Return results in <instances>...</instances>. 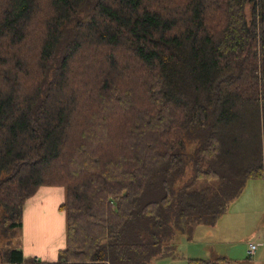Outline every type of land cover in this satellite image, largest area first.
Here are the masks:
<instances>
[{
	"label": "trees",
	"instance_id": "16d2710c",
	"mask_svg": "<svg viewBox=\"0 0 264 264\" xmlns=\"http://www.w3.org/2000/svg\"><path fill=\"white\" fill-rule=\"evenodd\" d=\"M250 178L264 0H0V232L66 189L57 259L0 246V264H152Z\"/></svg>",
	"mask_w": 264,
	"mask_h": 264
},
{
	"label": "rangeland",
	"instance_id": "374dc122",
	"mask_svg": "<svg viewBox=\"0 0 264 264\" xmlns=\"http://www.w3.org/2000/svg\"><path fill=\"white\" fill-rule=\"evenodd\" d=\"M51 186L54 185H44L45 191L38 189L27 199V207L30 203L36 206L27 213L26 222L23 217V225L17 228L15 235L8 238L0 232V246L24 250L28 244L35 245L37 236H40L41 241L46 233L53 237L47 235L48 240L44 242L43 248L51 247L56 252L65 243V212L59 209V199L65 198L66 189L63 187L62 196L60 190H50L54 188ZM51 196L57 197L55 205L54 201L49 203L45 200ZM250 241L259 245L254 255L247 252ZM38 245L42 244L37 243L35 246ZM166 248L168 254L154 259L152 264H188V257L214 259L220 256L231 258L223 260L221 264H264V179H248L227 211L214 223H199L189 232L176 233ZM39 256L43 259V252Z\"/></svg>",
	"mask_w": 264,
	"mask_h": 264
},
{
	"label": "crops",
	"instance_id": "0c3cea01",
	"mask_svg": "<svg viewBox=\"0 0 264 264\" xmlns=\"http://www.w3.org/2000/svg\"><path fill=\"white\" fill-rule=\"evenodd\" d=\"M43 186L44 185H42L39 189H41L42 191H45L44 190V188H43ZM45 186H47V185H45ZM51 187H54V188H49L50 190H52L53 191V189H55V190H60L61 191V194H62V196H63V192H64V186H51ZM48 189V188H47ZM48 189V190H49ZM41 192V191H40ZM41 197H43V195L41 196ZM46 200V202H52V201H54V205H55V202H56V200H57V197L55 196V197H53V196H51L49 199H45ZM64 200V198L62 197V199H59V203H61L62 201ZM35 203V202H34ZM34 206H36L35 204H33V203H30V206L28 205V207L25 205V208H24V219H25V221L24 222H26L27 220H26V215H27V213L28 212H30V210L31 209H33V207ZM48 207H50V205H48ZM53 208H55L56 209V207H54V206H52ZM51 207V208H52ZM52 208V210L53 211H55L54 209ZM56 212V211H55ZM65 212V211H64ZM49 213V212H48ZM48 219V218H47ZM46 219V220H47ZM57 226H60V225H57ZM56 226V227H57ZM61 227V226H60ZM59 227V228H60ZM40 230V229H39ZM44 231H45V229H44ZM52 231V230H51ZM47 232H49V231H47ZM46 233V232H45ZM47 235H48V237H53V235H49V234H47L46 233V235L44 236V238H42V240L40 241V236H37L38 238H37V240H36V242L34 243L35 245L37 244V243H39V244H42L41 246H33V245H31V244H28V246H26L25 247V249L23 250V252H24V255L25 256H37V257H39V258H41L40 256H39V254L40 253H42L43 252V259L44 260H56L57 259V257H58V250L60 249V248H63L64 246H65V243H66V239H65V243H63V245L61 246V247H59L58 249H57V253L55 252V251H53V250H51L52 248L50 247H44L43 248V245L45 244L44 242H47V240H48V237H47ZM50 237V238H51ZM65 238H66V236H65ZM260 244V243H259ZM30 245V246H29ZM258 247H259V245H258ZM55 250V249H54ZM247 250H248V248H247ZM53 251V252H52ZM257 251H258V249H257ZM257 251H256V253H257ZM255 253V254H256Z\"/></svg>",
	"mask_w": 264,
	"mask_h": 264
},
{
	"label": "built area",
	"instance_id": "2783aa9c",
	"mask_svg": "<svg viewBox=\"0 0 264 264\" xmlns=\"http://www.w3.org/2000/svg\"><path fill=\"white\" fill-rule=\"evenodd\" d=\"M257 248H258V243L254 241H250L247 252L249 253V255H254L256 253Z\"/></svg>",
	"mask_w": 264,
	"mask_h": 264
}]
</instances>
